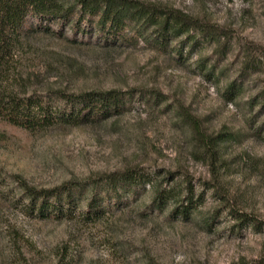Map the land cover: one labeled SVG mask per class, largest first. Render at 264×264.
Returning <instances> with one entry per match:
<instances>
[{
    "label": "rangeland",
    "instance_id": "374dc122",
    "mask_svg": "<svg viewBox=\"0 0 264 264\" xmlns=\"http://www.w3.org/2000/svg\"><path fill=\"white\" fill-rule=\"evenodd\" d=\"M139 1L181 10L219 35L181 57L134 33L117 45L97 34H67L82 45L31 36L3 83L22 96L51 109L57 91L141 89L167 100L137 94L125 113L80 127L51 122L29 132L0 120V264H257L264 256V0ZM129 166L177 188L191 182L200 198L191 219L154 210L149 186L101 219L43 218L27 210L17 182L49 189ZM237 213L261 226L240 227Z\"/></svg>",
    "mask_w": 264,
    "mask_h": 264
},
{
    "label": "trees",
    "instance_id": "16d2710c",
    "mask_svg": "<svg viewBox=\"0 0 264 264\" xmlns=\"http://www.w3.org/2000/svg\"><path fill=\"white\" fill-rule=\"evenodd\" d=\"M29 22L30 27L24 29ZM68 33L97 34L111 45L125 42L128 35L134 33L145 43L179 57L183 56L186 46L194 49L201 41L219 35L214 25L203 23L181 10L139 0H0L1 121L29 132H35L37 128L43 130L51 122L80 127L100 124L125 113L137 94L140 100L155 105L167 100L157 91L146 93L141 89L57 91L52 96L51 105H54L51 109L48 102L36 95L22 96L11 86H4L5 76L16 66L15 58L26 48L31 36L39 34L73 45L83 44L67 37ZM238 88L234 81L229 86L230 94L234 95ZM261 97L264 99V92ZM174 176V173H168L166 179L173 180ZM17 182L28 203L27 210L48 219L66 211L101 219L125 199L145 192L148 186L154 192L152 208L160 212L169 210L174 218L190 220L200 200L191 182L177 188L158 181L157 174L148 173L141 166L104 172L87 180L71 179L49 189L32 187L19 177ZM236 215L240 227L247 224L261 226L249 216ZM257 264H264V256Z\"/></svg>",
    "mask_w": 264,
    "mask_h": 264
}]
</instances>
